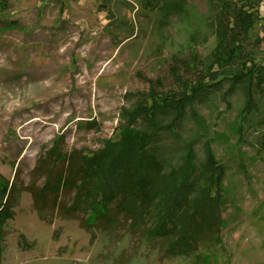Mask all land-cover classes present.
Instances as JSON below:
<instances>
[{
  "label": "rangeland",
  "instance_id": "obj_1",
  "mask_svg": "<svg viewBox=\"0 0 264 264\" xmlns=\"http://www.w3.org/2000/svg\"><path fill=\"white\" fill-rule=\"evenodd\" d=\"M175 1L0 0V177L27 190L4 227L0 264H264V96L256 112L243 115L241 93L227 104L213 95L194 106L198 120L188 116L163 137L169 159L197 139L201 161L203 143L211 142L226 169L221 240L204 258L195 259L198 251L167 255L163 242L143 241L123 218L114 229L101 222L89 233L82 215L64 219L48 202L42 221L33 208L29 192L43 186L48 169H62L47 158L53 146L65 158L100 150L118 138L123 112L152 83L176 90L174 59L201 60L213 49L217 0L163 9ZM258 18L252 42L264 33V0ZM68 196L56 199L68 207Z\"/></svg>",
  "mask_w": 264,
  "mask_h": 264
},
{
  "label": "trees",
  "instance_id": "obj_2",
  "mask_svg": "<svg viewBox=\"0 0 264 264\" xmlns=\"http://www.w3.org/2000/svg\"><path fill=\"white\" fill-rule=\"evenodd\" d=\"M261 1L217 0L210 22L215 44L208 56L174 59L169 72L176 90L163 92L158 81L152 83L123 112L116 140L104 142L91 155L68 158L53 146L47 158L61 161L62 169H48L43 186L29 192L39 218L45 220L42 211L48 202L64 219L85 217L83 227L89 233L101 222L114 229L123 218L130 232L145 242H163L170 256L189 257L198 251L197 259L219 245L226 169L217 162L212 143H203V158L197 161V139L182 142L174 159L164 156L162 140L173 136L188 116L198 120L194 106L213 95L221 94L227 104L241 93L243 115L258 110L257 101L264 96V33L254 42L248 34L259 19ZM183 6V0H176L163 9L180 11ZM24 191L0 177V263L4 227ZM62 192L71 196L68 207L56 199Z\"/></svg>",
  "mask_w": 264,
  "mask_h": 264
}]
</instances>
